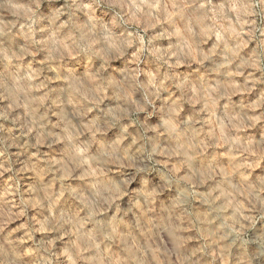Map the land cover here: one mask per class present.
I'll return each mask as SVG.
<instances>
[{"label":"clouds","instance_id":"1","mask_svg":"<svg viewBox=\"0 0 264 264\" xmlns=\"http://www.w3.org/2000/svg\"><path fill=\"white\" fill-rule=\"evenodd\" d=\"M0 264H264V0H0Z\"/></svg>","mask_w":264,"mask_h":264}]
</instances>
